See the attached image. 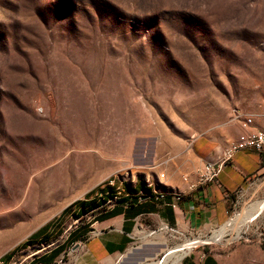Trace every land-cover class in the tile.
Returning <instances> with one entry per match:
<instances>
[{"label":"rangeland","instance_id":"obj_1","mask_svg":"<svg viewBox=\"0 0 264 264\" xmlns=\"http://www.w3.org/2000/svg\"><path fill=\"white\" fill-rule=\"evenodd\" d=\"M257 126L264 0H0V264H34L65 241L110 180L183 190ZM258 203L237 229L232 220ZM155 217H138L110 264H162L191 241L176 264L192 251L198 264L206 252L218 264H264V172L210 231ZM75 244L53 264H73Z\"/></svg>","mask_w":264,"mask_h":264},{"label":"crops","instance_id":"obj_2","mask_svg":"<svg viewBox=\"0 0 264 264\" xmlns=\"http://www.w3.org/2000/svg\"><path fill=\"white\" fill-rule=\"evenodd\" d=\"M254 128L248 131H254ZM227 144L218 149L215 157L206 161L216 160ZM263 172L264 155L253 149H244L225 165L216 180L208 183H199L196 172L184 185V189L179 191H161L145 182L130 184L131 187L138 185L130 192L127 190L121 193L115 187L116 192L107 190L104 192L105 196L99 198H106V202H100L83 214L82 216L89 213L91 215L72 230V243L80 247L78 259L73 264H110L112 259H117L127 251L134 237L137 219L144 215L155 220L157 215L162 223L183 232L210 231L228 220L239 193ZM161 192L165 196L162 197ZM109 195L114 197L110 199ZM119 196H125V200L119 201ZM89 202L88 207L97 204L95 201ZM170 216H173V221ZM51 250L45 252L43 257L45 261H50L49 264H53L67 248L55 257L50 255ZM183 264H198L196 254L190 252L184 258ZM199 264H218V258L206 252L205 258Z\"/></svg>","mask_w":264,"mask_h":264},{"label":"built area","instance_id":"obj_3","mask_svg":"<svg viewBox=\"0 0 264 264\" xmlns=\"http://www.w3.org/2000/svg\"><path fill=\"white\" fill-rule=\"evenodd\" d=\"M247 122H251V119L247 120ZM244 149H253L259 154L264 155V129L245 131L230 140L216 160L206 161L197 169L199 183H208L216 180L225 165L233 159L236 153ZM109 185L118 190L121 189V186L116 185L115 179L110 180ZM160 194L162 197L165 195L164 192Z\"/></svg>","mask_w":264,"mask_h":264},{"label":"trees","instance_id":"obj_4","mask_svg":"<svg viewBox=\"0 0 264 264\" xmlns=\"http://www.w3.org/2000/svg\"><path fill=\"white\" fill-rule=\"evenodd\" d=\"M138 183H139V181H137V184H138ZM137 186H138V185H136L135 187H131L130 184H127V185H123V186H121V189H120V190H121V193H123V192H125V191H127V190H128V192H130L131 190H135ZM108 188H109L108 190L116 192V190H115L114 187L108 185ZM143 188H144V186H143ZM164 196H165V195H164ZM109 197H110V199H112V198L114 197V195H109ZM118 200H119V201H124V200H125V196H121V197L119 196V197H118ZM100 202H101V203L106 202V198H102V199L100 200ZM100 202H98V203H97L96 205H94L93 207H88V205H87L88 203H87V202L83 203V209H81V211H82V215L85 214L86 212H88L90 209H92V208L98 206V205L100 204ZM129 203H130V202H129ZM66 210H67V209H64L63 212H65ZM170 220L173 221V216H170ZM49 228H50V223H47V224L43 225L42 227H40V228H39V229H38V230L32 235V239H36V238H39V237H45V236H47V235H48ZM73 233H74V231H72V232L68 235V237L66 238V240H65L62 244H60V245L54 247V248L51 250L50 255H53V256L55 257L56 255L60 254V253L66 248L67 243H69L70 241H71V243H72L71 237H72ZM26 243H27V242H26ZM31 243H32V242L28 241V244H31ZM44 255H45V254H43V255L40 256L39 258H34L32 262H33L34 264H35V263H39V262L49 264L50 261H45V260H44V258H43ZM6 257H7V258H10V257H11V253L7 254Z\"/></svg>","mask_w":264,"mask_h":264},{"label":"bare ground","instance_id":"obj_5","mask_svg":"<svg viewBox=\"0 0 264 264\" xmlns=\"http://www.w3.org/2000/svg\"><path fill=\"white\" fill-rule=\"evenodd\" d=\"M259 206H260V203H258L257 205H252L250 211L248 210L246 213H244V215L243 214L239 215L237 218L232 220V223L237 224V226H238L237 229H238L239 226H241L242 224H244L246 222L247 218H249V215L254 214L255 211H257ZM225 231H226L225 227L218 230L217 232H215L212 235V238L215 239V238L222 237L224 235ZM197 243H200V242H197ZM195 244H196L195 241H191L189 243L181 244V246L177 247L180 250L173 249L172 253L169 254L167 257H165V259L162 261V264H167V263H169V261H172L171 264L178 263L184 257V255L187 253V249L190 250V247L194 246ZM184 247H186L185 248L186 250L182 249ZM180 251H182V252H180Z\"/></svg>","mask_w":264,"mask_h":264}]
</instances>
